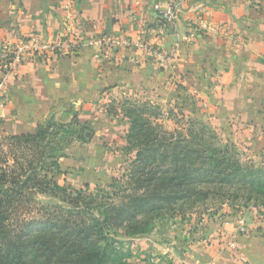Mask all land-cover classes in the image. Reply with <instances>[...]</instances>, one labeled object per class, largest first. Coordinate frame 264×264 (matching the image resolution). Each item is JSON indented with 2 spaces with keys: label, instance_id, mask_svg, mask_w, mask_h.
<instances>
[{
  "label": "crops",
  "instance_id": "1",
  "mask_svg": "<svg viewBox=\"0 0 264 264\" xmlns=\"http://www.w3.org/2000/svg\"><path fill=\"white\" fill-rule=\"evenodd\" d=\"M157 4L179 8L165 34ZM30 36L45 42L77 36L84 43L33 55L5 84L0 115L18 129L13 134L33 133L46 119L74 110L88 112L90 123L91 112L109 108V96L146 83L196 96L214 125L264 140V0H76L72 7L69 0H0V42L15 46ZM99 38L109 41L85 42ZM152 44L165 59L150 53ZM233 236L237 250L222 238L209 247L205 264H264V230Z\"/></svg>",
  "mask_w": 264,
  "mask_h": 264
},
{
  "label": "trees",
  "instance_id": "2",
  "mask_svg": "<svg viewBox=\"0 0 264 264\" xmlns=\"http://www.w3.org/2000/svg\"><path fill=\"white\" fill-rule=\"evenodd\" d=\"M178 99L195 119L185 126L169 110L167 119L184 125L173 131L155 122L164 116L161 106L121 104L135 156L105 188L57 179L67 175L61 159L74 141L94 136L77 114L13 135L4 134L0 116V264H131L135 256L121 238L151 232L163 213L217 199L264 208V162H245L235 144L201 122L195 100Z\"/></svg>",
  "mask_w": 264,
  "mask_h": 264
},
{
  "label": "rangeland",
  "instance_id": "3",
  "mask_svg": "<svg viewBox=\"0 0 264 264\" xmlns=\"http://www.w3.org/2000/svg\"><path fill=\"white\" fill-rule=\"evenodd\" d=\"M155 88L156 91L145 83L143 87L135 85L131 90H118L117 95L109 96L111 112L109 113V108L105 106L102 111L91 112L93 115L89 121L91 124L84 121V115L88 112L80 114L75 110L70 115L62 114L60 117L46 119L43 123L52 118L57 123H68L77 114L78 120L82 124H89L94 132V136L88 142L74 141L73 146L67 151V157L61 159L67 175L57 179L62 184L74 188H80L86 183H90L92 188L96 186L105 188L111 184L116 176L124 172L127 162L135 156V151L128 149L127 134L130 121L124 116L121 104L125 100H135L139 103L148 102L161 106L164 116L155 119V122L173 131L184 125H177L175 121L167 119L169 110H174L180 118L183 117L185 126L188 125V120L195 119L187 104L180 105L178 99L180 95L196 101L200 109L201 122L207 123L225 142L235 144L245 162L254 161L257 164L264 162V140L257 142L255 134L239 133L241 128L238 127L214 125L205 112V104L196 96L182 94L183 92L180 93L177 88H173L175 90L172 91L164 88L161 90L157 86ZM3 91L1 101L7 98ZM24 129L29 128L21 130ZM2 130L5 135H13L12 131L18 129L10 124L5 126L3 121ZM179 212L180 214L174 216L161 214L155 219L152 231L147 234L121 238L135 256L131 264H205V259L211 257L209 247L222 238L225 239L224 244H227L229 250H237L233 231L243 234L264 230V208L255 206L246 208L241 201L224 204L222 199L210 200L185 207Z\"/></svg>",
  "mask_w": 264,
  "mask_h": 264
},
{
  "label": "built area",
  "instance_id": "4",
  "mask_svg": "<svg viewBox=\"0 0 264 264\" xmlns=\"http://www.w3.org/2000/svg\"><path fill=\"white\" fill-rule=\"evenodd\" d=\"M70 6L75 3L76 0H69ZM155 10L159 13L163 26L159 28L160 32L165 34L169 28L174 25L179 14V8L172 4H157ZM72 15V13H70ZM225 37L230 36L227 30H221V28H213ZM193 37H187L186 42H191ZM109 40L105 38L93 39L85 41L87 46L100 47L104 43H108ZM83 40L77 36H71L68 42L63 40H56L52 42H45L37 36H30L20 41L15 46L10 45L7 42H0L1 53H0V70L2 72V79L0 80V96L5 88V84L15 78H18L21 74L22 67L33 55L38 53L55 54L58 51L64 49L71 51L78 49L83 45ZM147 49L158 59H165L166 55L161 48L156 45H146ZM244 231V229H243Z\"/></svg>",
  "mask_w": 264,
  "mask_h": 264
}]
</instances>
